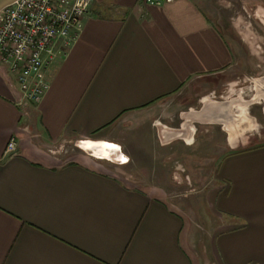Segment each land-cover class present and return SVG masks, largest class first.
I'll return each instance as SVG.
<instances>
[{
  "label": "crops",
  "instance_id": "obj_1",
  "mask_svg": "<svg viewBox=\"0 0 264 264\" xmlns=\"http://www.w3.org/2000/svg\"><path fill=\"white\" fill-rule=\"evenodd\" d=\"M233 62L198 0H93L37 105L20 102L0 66V264H199L193 226L166 189L100 162L135 166L146 131L189 145L196 120L224 133L206 194V263L264 264V142L238 146L258 130L251 102L204 97L185 110L170 100ZM120 118L131 123L118 139L110 133ZM11 136L18 152L8 157ZM69 139L98 144L96 152L63 159L55 144Z\"/></svg>",
  "mask_w": 264,
  "mask_h": 264
},
{
  "label": "rangeland",
  "instance_id": "obj_2",
  "mask_svg": "<svg viewBox=\"0 0 264 264\" xmlns=\"http://www.w3.org/2000/svg\"><path fill=\"white\" fill-rule=\"evenodd\" d=\"M207 11L215 27L225 37L234 54L230 68L201 78L184 86L170 100L187 110L199 107L200 99L241 98L249 101L252 115L257 119L258 130L239 147L264 142V92L257 81L264 77V3L263 0H198ZM242 111V110H241ZM169 121L176 132L182 121L178 113ZM130 120L120 118L113 126L112 136L121 137ZM191 144H185L178 136L168 141L154 133L153 139L143 133L141 160L120 165L111 160H101L103 167L121 178L139 179L153 176L166 189L172 202L185 214L193 226L192 250L199 264H207V244L211 235V216L207 210L206 194L215 182L212 179L216 157L220 155V142L224 133L217 125L193 123ZM179 129V128H178ZM114 137V136H113ZM145 137V139H144ZM112 140V138H109ZM142 137L140 136V140ZM76 139L59 140L54 150L63 159L89 154L76 145ZM146 141V142H145ZM140 167H136V166ZM207 262V263H206Z\"/></svg>",
  "mask_w": 264,
  "mask_h": 264
},
{
  "label": "built area",
  "instance_id": "obj_3",
  "mask_svg": "<svg viewBox=\"0 0 264 264\" xmlns=\"http://www.w3.org/2000/svg\"><path fill=\"white\" fill-rule=\"evenodd\" d=\"M93 0H16L0 10V66L14 78L20 102L37 105L49 87L48 68L65 56ZM172 0H144L159 5ZM18 152L15 136L5 156Z\"/></svg>",
  "mask_w": 264,
  "mask_h": 264
},
{
  "label": "water",
  "instance_id": "obj_4",
  "mask_svg": "<svg viewBox=\"0 0 264 264\" xmlns=\"http://www.w3.org/2000/svg\"><path fill=\"white\" fill-rule=\"evenodd\" d=\"M14 1H16V0H0V10L3 8V7H5V6H7V5H9V4H11V3H13ZM260 80H264V77H262ZM263 92H264V89H261ZM203 110V109H202ZM202 110H200L199 112H200V114H201V112H202ZM210 114H211V111H210ZM227 115V114H226ZM195 122H198V123H203L202 121H199V120H196ZM205 123H207V122H205ZM84 139H79V140H77L76 141V145H77V142L78 141H83ZM78 146V145H77ZM79 147V146H78ZM80 148V147H79ZM81 149V148H80ZM83 150V149H82ZM83 151H85V150H83ZM85 152H87V151H85ZM88 153V152H87ZM91 156V155H90ZM94 157V156H93ZM105 160H108V159H106V158H104ZM113 160V159H112ZM108 161H111V160H108ZM114 161H116L117 162V160H115L114 159Z\"/></svg>",
  "mask_w": 264,
  "mask_h": 264
},
{
  "label": "bare ground",
  "instance_id": "obj_5",
  "mask_svg": "<svg viewBox=\"0 0 264 264\" xmlns=\"http://www.w3.org/2000/svg\"><path fill=\"white\" fill-rule=\"evenodd\" d=\"M223 113H224V111H223ZM78 145L87 152H96L95 147L98 146V144H95V143L89 142V141H79ZM99 147H101V146L99 145Z\"/></svg>",
  "mask_w": 264,
  "mask_h": 264
},
{
  "label": "flooded vegetation",
  "instance_id": "obj_6",
  "mask_svg": "<svg viewBox=\"0 0 264 264\" xmlns=\"http://www.w3.org/2000/svg\"><path fill=\"white\" fill-rule=\"evenodd\" d=\"M262 3H264V0H263V2H262ZM262 15H264V13H263Z\"/></svg>",
  "mask_w": 264,
  "mask_h": 264
}]
</instances>
